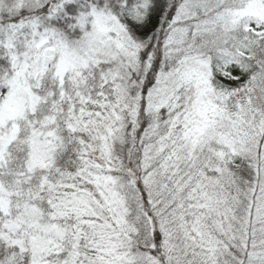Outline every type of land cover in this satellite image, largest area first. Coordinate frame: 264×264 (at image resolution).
Here are the masks:
<instances>
[{
	"label": "snow or ice",
	"instance_id": "1",
	"mask_svg": "<svg viewBox=\"0 0 264 264\" xmlns=\"http://www.w3.org/2000/svg\"><path fill=\"white\" fill-rule=\"evenodd\" d=\"M0 264H264V0H0Z\"/></svg>",
	"mask_w": 264,
	"mask_h": 264
}]
</instances>
